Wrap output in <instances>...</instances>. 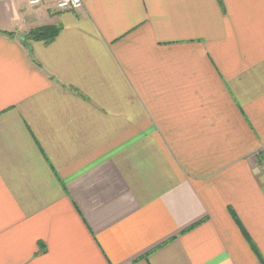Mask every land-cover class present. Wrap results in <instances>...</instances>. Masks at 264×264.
Returning a JSON list of instances; mask_svg holds the SVG:
<instances>
[{"label": "crops", "instance_id": "obj_1", "mask_svg": "<svg viewBox=\"0 0 264 264\" xmlns=\"http://www.w3.org/2000/svg\"><path fill=\"white\" fill-rule=\"evenodd\" d=\"M30 1L0 0V264H264V0Z\"/></svg>", "mask_w": 264, "mask_h": 264}, {"label": "trees", "instance_id": "obj_2", "mask_svg": "<svg viewBox=\"0 0 264 264\" xmlns=\"http://www.w3.org/2000/svg\"><path fill=\"white\" fill-rule=\"evenodd\" d=\"M60 31H61V27L59 26L44 25L31 30L27 35L22 36V40L26 39V41H24V44L27 43L28 40L51 42L56 38V36L59 34ZM3 33L12 35L11 33L6 31ZM33 61L38 64L35 58H33Z\"/></svg>", "mask_w": 264, "mask_h": 264}, {"label": "built area", "instance_id": "obj_3", "mask_svg": "<svg viewBox=\"0 0 264 264\" xmlns=\"http://www.w3.org/2000/svg\"><path fill=\"white\" fill-rule=\"evenodd\" d=\"M32 5H39L43 0H31ZM82 0H58L57 6L62 10H74L82 7Z\"/></svg>", "mask_w": 264, "mask_h": 264}]
</instances>
